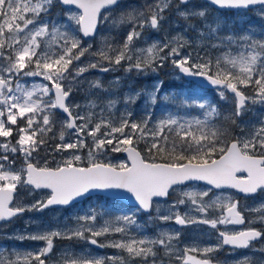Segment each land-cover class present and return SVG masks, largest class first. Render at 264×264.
Returning <instances> with one entry per match:
<instances>
[{"label":"snow or ice","instance_id":"obj_1","mask_svg":"<svg viewBox=\"0 0 264 264\" xmlns=\"http://www.w3.org/2000/svg\"><path fill=\"white\" fill-rule=\"evenodd\" d=\"M119 0H60L63 5H74L77 11L66 14V22L48 18L54 0H0V222L11 221L26 211H43L50 206L67 207L81 198L94 193L107 197H126L134 202V210L118 213L111 219L97 225L101 212L90 208L89 212L73 216L75 227L65 223L62 227L45 230L31 235H15L10 239L21 242L25 239L44 241L45 246L35 252H21L15 248L4 256L6 249L0 248V264H46L52 252L54 238L84 240L99 248L111 247L123 254L113 256L93 255L90 251L74 253L71 248L61 253V264H132L139 259L147 264L152 258L156 264L159 246L166 255L177 253L179 264H213L212 254L224 246L232 249H248L254 241L264 239V227L253 226L249 220L240 230L218 232V242L213 246H184L177 249L173 244L180 233L172 235L161 231L155 237L137 238L132 231L142 232L144 225L137 220L141 212L155 211V219L162 222L174 221L177 225H245L244 213L239 210V201L231 195L221 193L205 203L204 198L214 190L232 189L245 195L264 194V119L259 126L245 128L236 120L243 116L250 103L264 105V27L257 33L254 26L241 35L229 33L223 37L218 33L226 21L215 18L207 22V10H180L189 0H158L146 5L145 10L122 14L113 24L130 23V31L122 44L113 45L109 38H102L100 49L92 53L91 44L84 45L82 37H94L101 22V9L117 5ZM218 9L248 10L257 8L256 15L264 20V0H207ZM188 21L200 18L207 32L198 31L203 38H215L219 43L211 48L236 46V55L225 54L213 58L205 54L194 56L186 53L191 43L177 34L169 40L153 41L146 47H136L145 27L158 30L166 20L164 15L170 7ZM108 20L109 17H103ZM215 25V26H213ZM195 30L194 25H187ZM139 28V31L137 30ZM187 30V28H186ZM147 43V42H145ZM88 53L98 57L96 62L80 66L81 58ZM74 61L77 64L74 65ZM107 61L109 67H103ZM122 62L125 71L147 76L158 73L171 62L173 69L181 76L203 80L214 86L221 100L227 93L234 97L235 110L223 116L225 122L239 128V135L230 132L229 127L216 123L221 118L217 106L196 89V84L188 92L162 94L163 81H156L150 90L137 91L126 95L123 104L127 109L138 98L145 96V105L155 106L162 96L163 101L175 106L176 111H165L162 118L152 121L151 111L140 120H133V113L126 111L118 119L106 118L104 108L90 102L85 107L100 108L99 119L94 122L92 112L81 114V105L69 106L66 101L73 93L79 77L89 69L103 72L114 70ZM40 78V82L25 81L26 78ZM118 83V80H117ZM90 87L100 88L99 82ZM253 89L247 96L242 89ZM106 91V90H105ZM117 101H109L107 107L113 109ZM197 108L201 115H181L183 109ZM66 116L57 120L56 110ZM76 112L74 115L73 112ZM79 121V123H77ZM60 124V143L53 151L63 153L71 150V155L56 163L55 167L34 163L35 156L49 143L48 133ZM151 125V126H150ZM64 129L74 130L75 139L64 142ZM15 138V142H13ZM54 138V137H53ZM90 138V144L86 142ZM139 142L144 143V155L137 150ZM87 150V159L81 153ZM126 153L127 160L113 164L109 153ZM18 158L22 161L18 164ZM191 182H204L205 190L185 188L180 198L160 215L161 206L154 201L166 198L170 191ZM36 190H48V195L31 204H24L19 196L21 191L29 195ZM189 202L195 210L206 217L211 209H221L218 219L192 218L187 213L181 215L179 206ZM253 211L264 213V203ZM67 219V218H66ZM149 219H153L149 216ZM259 222L264 225V215ZM86 233L88 235H86ZM121 234L120 239H110L98 243L97 237ZM264 252V248L253 249ZM182 253V254H179ZM198 253L205 258H198ZM236 264H264L251 257H244Z\"/></svg>","mask_w":264,"mask_h":264},{"label":"rangeland","instance_id":"obj_2","mask_svg":"<svg viewBox=\"0 0 264 264\" xmlns=\"http://www.w3.org/2000/svg\"><path fill=\"white\" fill-rule=\"evenodd\" d=\"M58 3V0H54L53 7L48 14V18L56 20L57 22H66V14L71 11H77V9L72 8H56L55 3ZM158 0H122L118 7L114 9H109L103 13L101 17V26L98 35L93 39H83L84 45L91 44V52H97L101 47L102 38H109L113 45L122 44L126 35L130 31L132 25L130 23H117L113 24V21H119V18L122 14H126L133 9L137 11L145 10L146 5H151L157 3ZM173 5L179 4V0H172ZM258 8V7H257ZM257 8H253L251 11L239 12V13H229V14H220V11L215 9L211 4L204 0H192L187 5H180V10L194 9V10H207L208 17L207 22L211 23L215 18H220L222 21H226L223 29L218 33L219 36L223 37L228 35L230 32L235 33L236 35L245 34L248 32L249 28L254 26L256 32H259V29L264 27V20H261L258 15H256ZM166 20L161 24L158 30L145 27L142 37L139 41H136V47H146L148 44H151L153 41H164L169 40L172 37L176 36L178 33L181 34L184 39H187L191 43V47H187L185 52H191L194 56L198 53L200 56H211L213 58L221 57L225 54L236 55L237 47H220V48H211L208 45L212 43H219L215 38L209 39L207 36L201 37L198 34V31L207 32V29L204 27V21L200 18H190L188 21H185L177 14L176 8L170 7L164 13ZM108 16V20H104L103 17ZM187 25H194L195 30ZM215 26V25H213ZM187 28V30H186ZM139 31V28L137 29ZM147 42V43H145ZM98 57L90 56L88 53L81 58L79 62L80 66H84L89 62H96ZM103 67H109L107 61L101 62ZM77 62L74 61V65ZM169 71L173 73L175 77L179 74L171 66V62H168L166 65ZM127 67L126 64H122L115 68L114 70H109L107 72L100 71L98 69H89L83 73L75 86L71 99L68 102V105L71 107L73 105L79 104L81 108L79 109L81 114H87L92 112L94 122L99 119L100 108L92 109L85 107L90 102H95L104 108V116L106 118L118 119L126 111L133 113V120H140L147 112L151 111L152 121H157L164 115L165 111H176V108L168 102L163 101L162 96L159 99V102L155 106L154 111L151 109V106L145 105V96L138 98L137 102L134 105L129 106L127 109L123 104V99L126 95H134L137 91L150 90L153 83L156 81H162L158 73H150L147 76L138 74L135 71L128 73L125 71ZM143 78V79H141ZM141 79V80H140ZM118 80V83H117ZM174 80H176L174 78ZM40 82V78H26L22 83L27 82ZM93 82H99L102 86L100 88L90 87ZM196 85V84H195ZM194 86V84H193ZM190 87H181L179 89L171 90L170 92H164V87L161 89L162 94H173L179 93L181 91L188 92ZM106 90V91H105ZM196 92L200 96H205L213 102V97L216 94L215 90L207 91L206 89L198 88ZM253 92L249 96H251ZM227 99L222 100V105H216L217 108L221 107V110L225 112L228 111L231 115L235 110L234 97L226 94ZM218 96V95H217ZM219 97V96H218ZM117 101V106L113 109L107 107L109 101ZM221 100V99H220ZM247 110L244 112L243 116L236 120L237 125H243L245 128H250V126L255 125L259 126L261 119H264V105L259 103H248L246 106ZM202 110L197 108H188L181 111V115H201ZM57 113V112H56ZM75 115L76 112L74 111ZM66 119L64 116L57 113V120L62 121ZM79 123V121H77ZM151 126V125H150ZM235 128H238L235 126ZM61 131L60 124L52 129V132L48 133L49 143L46 148H42L38 155L35 156L34 163H37L39 166H43L45 161L48 162V166L55 167L56 163L62 161L63 159L71 155V150L63 153H55L53 147L55 144L60 143L59 133ZM65 140L64 142H70L75 139V131L64 129ZM235 132V129H234ZM235 135H239V132H236ZM54 137V138H53ZM3 138H0L2 140ZM15 142V138H13ZM90 144V138L86 140ZM85 159H87V150L85 149L82 153ZM110 162L113 164L126 161L127 158L123 155V152L120 153H109ZM22 161L18 158V164ZM208 186L203 184H198L191 182L189 185H186L181 188H177L175 192H172L169 199L167 200H158L155 203H159L161 206L160 215L168 214L165 210L169 208L176 200L180 198V193L185 188H195L197 190H205ZM221 193L225 195H231L234 200L239 201V210L246 212V217L249 220L256 221V224H260L261 227H264L259 222L260 215L264 213H259L253 211V209L259 207L261 203H264V194H257L253 197H244L241 196L238 192L232 189L226 190H214L209 194V197L204 198V202L207 203L210 200L214 199L215 196L220 195ZM48 195V190H36L33 194L29 195L28 191H21L19 196L23 199L24 204H31L36 200L42 199ZM113 198H108L105 196H95L89 198L81 203H77L74 206L70 207H51L44 209L43 211H26L24 214L16 217L10 222H3L0 224V248L6 249L3 254L7 256L13 248L24 252L32 251L35 252L37 249L45 246L44 241L30 240L25 239L22 242L17 239H10V237L15 235H31L43 232L45 230H52L57 227H62L67 223L70 227H75L76 222L73 219V216L83 215L89 212V209H95L97 213L101 212V206L104 209L110 210L105 211L103 215L97 216V221L95 222L98 226L102 225L103 220L111 219L118 213H128L134 210V207H127L122 204L121 201ZM178 211L181 215L187 213L190 217L200 219H218L222 210L221 209H211L206 217H202L199 214L193 205L189 202H185L184 205L179 206ZM142 213V212H141ZM139 216L137 220L139 223L144 225L142 232L132 231L131 235L137 236V238H142L143 236L155 237L161 231H166L172 235L179 232V240H174L173 244L176 245L177 249H183L184 246H213L218 242V232L219 231H234L240 230L244 227L233 226V225H217L216 229H212L208 225L203 224H190L184 227H180L174 221L162 222L159 219H155L156 213L153 211L150 216L156 223H148V220L144 219L143 222H140ZM67 218V219H66ZM150 220V219H149ZM260 227V228H261ZM86 235H88L86 233ZM121 234H111L108 236L97 237L98 243H105L110 239H120ZM53 250L49 253V259L46 260L47 264H61V253L67 249L71 248L74 253H80L84 251H90L93 255L98 256H113L121 253L120 250L106 247L99 248L95 245H90L87 241L84 240H68L54 238L53 240ZM264 248V239H259L252 243L248 249L236 250L231 249L229 246H224L220 251L212 254L215 258L213 259V264H236V262L244 257H251L253 260L259 262V260L264 259V252L253 251V249ZM154 250L157 252L155 258L156 264H179V261L176 259L177 253L174 251L171 255H166L165 250L159 246L155 247ZM182 254V253H179ZM191 255H197L198 258H205L203 255L198 253H189ZM132 264H142L139 259L132 261ZM147 264H152V258H149Z\"/></svg>","mask_w":264,"mask_h":264},{"label":"trees","instance_id":"obj_3","mask_svg":"<svg viewBox=\"0 0 264 264\" xmlns=\"http://www.w3.org/2000/svg\"><path fill=\"white\" fill-rule=\"evenodd\" d=\"M55 7L56 8H59L60 7V4H58L57 2L55 3ZM61 8V7H60ZM226 14L227 13H229V12H225ZM162 71H164V69H161L160 71H159V74L161 75V73L160 72H162ZM165 73H163V76H162V78H163V82H164V89L165 90H167L166 92H170L171 90H175V89H179V84H177L175 81L176 80H174V78L173 77H171L166 71H164ZM164 91V90H163ZM222 100H220V98L215 94L214 95V97H213V103L214 104H216L217 106L218 105H222V102H221ZM174 107V106H173ZM175 108V107H174ZM219 110H220V112H221V118L220 119H218L217 121H216V123L217 124H219V125H221V126H224V127H229V130H230V132L231 133H233L232 132V126L233 125H231L229 122H225V121H223V119H222V117L223 116H226V115H228V111H224V110H221V107H219ZM138 148L139 149H141V151H143L144 152V143L143 142H139V144H138Z\"/></svg>","mask_w":264,"mask_h":264},{"label":"water","instance_id":"obj_4","mask_svg":"<svg viewBox=\"0 0 264 264\" xmlns=\"http://www.w3.org/2000/svg\"><path fill=\"white\" fill-rule=\"evenodd\" d=\"M120 1L121 0H119V2H118V4L120 3ZM190 1V0H189ZM207 1V0H206ZM58 2H59V4L63 7V8H74V9H76V7L74 6V5H63L62 3H60V0H58ZM117 4V5H118ZM117 5H114V6H110V8L109 9H112V8H115ZM215 7V6H214ZM215 8H217V7H215ZM109 9H101V15H102V13L103 12H105L106 10H109ZM218 9V8H217ZM219 10H222V9H219ZM223 10H227V9H223ZM100 24V23H99ZM99 24H98V26H97V30H96V35H97V33H98V31H99ZM95 35V36H96ZM94 36V37H95ZM83 38H93V37H83ZM187 79H190V80H192V81H194L195 83H197V84H203L204 86L203 87H205V88H207V89H214V86H209V85H207L206 84V82H204L203 80H200V79H196V78H192V77H188ZM229 94H231L230 92H229ZM232 95V94H231ZM70 97H71V95L69 96V98H68V100L66 101V103H68V101H69V99H70ZM56 111H58V112H60L61 113V111L60 110H56ZM63 114V113H62ZM138 150V149H137ZM139 151V150H138ZM142 154V153H141ZM124 155L127 157V155H126V153H124ZM199 183H203V184H205L204 182H199ZM206 185V184H205ZM221 190H223V189H221ZM234 191H236V190H234ZM237 192V191H236ZM239 193V192H238ZM240 195H243V196H247V197H250V196H253V195H245V194H243V193H239ZM93 195H103V194H96V193H94V194H92V195H90V196H88V197H91V196H93ZM256 195V194H255ZM88 197H84V198H81L80 200H78V201H81L82 199H85V198H88ZM111 198H115V199H118V200H121V201H123L124 203H126L128 206H133L134 207V202L132 201V200H130V199H127L126 197H119V198H117V197H111ZM167 198V197H166ZM166 198H163V199H166ZM159 199H162V198H159ZM78 201H76V202H78ZM76 202H74L73 204H75ZM72 204V205H73ZM50 207H57V206H50ZM49 207V208H50ZM4 222H6V221H4ZM2 222H0V224H1ZM47 264V263H46Z\"/></svg>","mask_w":264,"mask_h":264},{"label":"flooded vegetation","instance_id":"obj_5","mask_svg":"<svg viewBox=\"0 0 264 264\" xmlns=\"http://www.w3.org/2000/svg\"><path fill=\"white\" fill-rule=\"evenodd\" d=\"M252 9H250V10H246V11H251ZM225 12H228V11H220V14H226ZM241 13V12H245L244 10H241V11H234V13ZM170 72V71H169ZM141 79H143V78H141ZM140 79V80H141ZM242 90H244L246 93H247V95L249 96L250 94H251V92H253V89L251 88V87H249L248 89H242ZM240 130L239 129H237V132H239ZM184 187V186H183ZM177 188H181V187H177ZM153 212V211H152ZM151 212V213H152ZM243 212V211H242ZM151 213L150 214H144L143 212L142 213H140L139 215V220H140V222H143V220L144 219H146V220H148V223H156L154 220H149V216L151 215ZM244 213V212H243ZM244 216H245V220H246V226H247V222H248V219H247V217H246V212L244 213ZM180 226V225H179ZM186 226V225H185ZM245 226V227H246ZM253 226H255V227H257V228H260L261 227V225L260 224H256V225H253ZM180 227H184V226H180ZM244 227V228H245ZM220 232V231H219ZM232 249V248H231ZM236 250H238V249H236Z\"/></svg>","mask_w":264,"mask_h":264},{"label":"bare ground","instance_id":"obj_6","mask_svg":"<svg viewBox=\"0 0 264 264\" xmlns=\"http://www.w3.org/2000/svg\"><path fill=\"white\" fill-rule=\"evenodd\" d=\"M51 208V207H50ZM48 209V208H47Z\"/></svg>","mask_w":264,"mask_h":264}]
</instances>
